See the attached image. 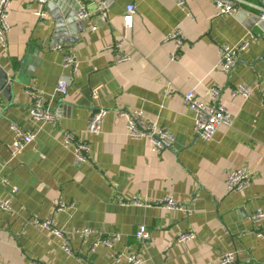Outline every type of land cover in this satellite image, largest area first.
I'll list each match as a JSON object with an SVG mask.
<instances>
[{
    "label": "crops",
    "instance_id": "crops-1",
    "mask_svg": "<svg viewBox=\"0 0 264 264\" xmlns=\"http://www.w3.org/2000/svg\"><path fill=\"white\" fill-rule=\"evenodd\" d=\"M75 1L86 5L91 19L70 7L76 22L61 33L64 50H55L57 22L48 4L12 0L8 47L0 46V65L14 84L10 99L0 91V198L10 205L0 209V264H127L130 253L142 264H214L229 252L236 253L231 264H264V238L256 235L264 221L251 219L264 209V0H234L239 10L225 15L217 14L215 0H107L105 18L98 10L104 0ZM130 3L134 25L126 29ZM40 7L49 17L35 14ZM174 31H181V44L167 38ZM123 36L126 42L117 46ZM244 41L249 45L236 65L223 71L220 47ZM67 52L77 54L76 73L64 67ZM123 56L130 59L119 61ZM62 76L73 78L65 97L55 93ZM242 84L250 97L232 95ZM28 87L44 91L54 122L30 117ZM210 87L221 90L234 123L204 140L194 134L195 113L184 94L195 90L207 101ZM99 107L109 112L101 133L92 135L87 127ZM123 110H139L169 129L174 145L155 153L147 139L130 137ZM12 122L36 132L17 155L11 153ZM65 132L89 143L87 161L65 143ZM239 168L247 169L251 183L230 191L227 175ZM166 197L182 209L157 204ZM32 218L65 231L72 253ZM140 225L150 231L149 241L137 238ZM84 228L121 239L92 251L95 235L83 241L77 231ZM191 231L195 238L177 242Z\"/></svg>",
    "mask_w": 264,
    "mask_h": 264
},
{
    "label": "built area",
    "instance_id": "built-area-1",
    "mask_svg": "<svg viewBox=\"0 0 264 264\" xmlns=\"http://www.w3.org/2000/svg\"><path fill=\"white\" fill-rule=\"evenodd\" d=\"M41 3L42 6H45L48 0H37ZM185 2L180 1V5H184ZM217 14H236L239 10V5L234 0H215ZM109 2L104 0L100 3L98 10L101 13L103 18L106 17V9L109 7ZM12 8V0H0V46L4 49L8 47V34L11 30L10 24V14ZM136 12V6L133 3H130L126 7V12L124 14L123 20L126 29H132L134 25V15ZM35 14L40 18L49 17V13L45 8L40 7L35 11ZM78 17L82 20L90 21L91 13L88 11L85 4L81 3L78 9ZM264 19V14L261 16ZM97 27H93L96 29ZM181 31H174L167 38H176L178 44H181L182 39L179 37ZM123 40L118 43L117 46H122L126 40L127 36H123ZM252 37L255 38L253 35ZM249 41H244L240 45H228L223 44L220 47L221 60L219 63L220 68L225 72H230L233 67L236 65V61L239 56V52L248 47ZM53 49L55 50H64V46L60 43L53 44ZM64 67L71 69L73 72H77L79 68V59L77 54L72 52H67L64 54ZM129 56H123L119 58V61L129 60ZM73 78L68 76H62L58 80L55 93L61 97H65L68 94V91ZM26 94L29 95L31 99L30 107V117L38 122H54L56 120V114L53 111V108L48 104L47 96L43 90L36 89L34 87H28L25 90ZM232 95H243L248 98L251 94L250 87L242 84L234 87L231 90ZM208 96L207 101H202L195 90H190L184 94L185 104L194 111L195 116V126L194 134L196 137H199L204 140H210L214 137L218 128L221 126L232 127L234 123V117L231 112L220 102L221 90L218 87H210L206 91ZM109 110L104 107H99L93 110L89 124L87 127L88 133L92 135H98L102 131V124L105 120L106 115ZM120 115L126 118V128L127 133L132 138H145L147 139L151 146L152 150L155 153H160L165 149L171 148L175 143V135L166 127L160 125L157 121L149 119L139 110H123L120 111ZM11 128L16 133V138L11 146L12 155H17L22 153L26 146L30 145L36 137V132L26 131L20 127L15 122L11 123ZM65 143L67 145L74 144L76 149V156L79 161H87L89 159L90 145L87 141L79 140L71 132H65ZM227 188L230 191H243L251 183V175L245 168L234 169L230 171L227 175ZM17 188H13L15 193ZM134 203L140 204L137 198L131 200ZM130 201H124V204H127ZM157 204L162 205L168 209H182L181 203L175 201L172 197H166L165 200L159 201ZM66 204L62 201L58 202L57 208L63 209ZM0 209L9 210V202L0 198ZM251 219L256 222L264 221V209L258 208L251 215ZM31 223H36V225L42 229L50 231L52 234L61 237L64 241V247L66 251L71 252V247L67 239L65 231L55 228L52 220H39L37 218H32ZM83 241L87 242L92 235H95V239L92 242L91 250L95 249L99 245H107L112 247L114 243L121 239V235L116 233L112 236H102L97 235L93 229L84 228L77 231ZM256 235L260 238H264V229L258 230ZM137 238L146 242L151 238L150 231L145 225H140L136 233ZM195 238L194 232H185L181 233L178 238V243H184L190 239ZM117 259L121 256L116 255ZM236 259L235 252H229L221 257L214 264H231ZM127 264H142V257L130 253L126 256Z\"/></svg>",
    "mask_w": 264,
    "mask_h": 264
},
{
    "label": "water",
    "instance_id": "water-1",
    "mask_svg": "<svg viewBox=\"0 0 264 264\" xmlns=\"http://www.w3.org/2000/svg\"><path fill=\"white\" fill-rule=\"evenodd\" d=\"M48 7L50 9L51 15L56 20V42L62 44L66 39L61 38V33L64 31L66 25L72 26L76 22V17L74 15V9L71 10L70 7L79 9V5L75 0H48ZM264 12V7L261 8ZM261 28L264 30V20L259 23ZM75 39H69L73 42ZM0 91H3L4 95L8 99L12 97L14 91V84L9 77L8 72L3 69L0 65Z\"/></svg>",
    "mask_w": 264,
    "mask_h": 264
}]
</instances>
